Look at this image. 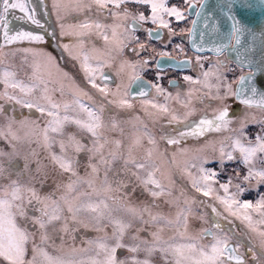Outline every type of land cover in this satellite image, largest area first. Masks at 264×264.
I'll return each instance as SVG.
<instances>
[{"label": "snow or ice", "instance_id": "1", "mask_svg": "<svg viewBox=\"0 0 264 264\" xmlns=\"http://www.w3.org/2000/svg\"><path fill=\"white\" fill-rule=\"evenodd\" d=\"M63 6L86 17L71 26L77 53L62 45L79 63L82 81L64 72L59 86L50 89L51 72L42 70L52 64L49 54L10 48L12 63L7 66L8 54L0 55V102L40 113L36 120H20L7 116L0 103V114L7 117L0 125V141L9 149L0 147V264H264V192L258 190L264 187V81L254 83L259 79L256 69L264 76V25L257 21L255 29L247 26L237 11L257 5L246 0H179L172 5L166 0H67ZM259 6L264 7V0ZM39 7L30 0H0V53L17 42L44 40L24 27L43 28ZM190 10L196 17L192 27L177 31L164 19L188 21ZM17 11L20 16L13 15ZM149 20L157 25L149 35L155 33L157 39L158 29H167L170 40L187 34L197 53L192 67L198 71L182 77L190 87L175 96L158 82L145 81L155 95L140 88L137 98L144 117L121 119L135 106L131 89L143 80L137 69L149 70L148 59L131 62L122 57L126 48L137 56L147 50L132 31ZM15 21L22 23L14 27ZM68 34L62 24L61 35ZM92 35L103 40V48L86 47L83 38ZM196 35L199 43L192 39ZM206 43L216 53L214 61L199 55ZM229 52L235 53L233 67ZM156 55L176 59L164 51ZM117 61L119 82L112 88L105 70ZM128 68L133 72L125 82ZM54 92L60 93L59 99ZM161 96L164 103L158 100ZM197 114L199 119H190ZM164 118L170 128L177 127L169 131L161 124L158 135L148 122L154 128ZM206 133L221 135L208 140ZM187 137H205V144L173 151L162 171L158 161L168 158V149L161 150V145H181ZM189 152L192 159L178 161V154ZM213 163L216 168L206 166ZM229 163L234 167L221 181ZM177 173L183 184L174 178ZM252 192L254 199H243ZM194 193L218 202L246 232L220 234L219 226L194 230L192 221L205 217L193 207L207 205L219 214ZM81 229L97 235L81 238L77 246Z\"/></svg>", "mask_w": 264, "mask_h": 264}, {"label": "rangeland", "instance_id": "2", "mask_svg": "<svg viewBox=\"0 0 264 264\" xmlns=\"http://www.w3.org/2000/svg\"><path fill=\"white\" fill-rule=\"evenodd\" d=\"M31 3L33 5H37L39 4L40 7L38 8V18H40V21L42 22L43 28H37L34 25H24V27L29 28L30 30H34V32L43 35L44 36V40L42 42H28V41H23V42H17L14 45H10L5 47V49L3 50L2 53H0V55L3 54H8V59L5 60V66H7L8 64L12 63V58H11V53L9 52L10 48H15V49H23V48H33V49H37L43 53H47L49 54L53 60H52V64L51 65H46L43 67V71L45 73H48L49 71L51 72V82L49 83V88L53 89L56 88V85H59V78H63V73L67 72L69 75L75 77V73H77V69H73L75 65V62L72 59V57L69 55V52L65 51L64 48L62 47V45H69L72 51V54L75 55L78 51V49L76 47H74L77 44V37L72 35V27L73 25H77L81 22H83L86 17L83 13L77 12L75 10L72 9H66L63 5L65 3H67V0H43V2L41 3V0H30ZM54 3H59L61 6L59 8L54 7ZM179 3V0H166V4L168 5H172V4H177ZM13 15L16 16H20V13H13ZM74 16V17H72ZM79 16V17H77ZM164 19L166 20H170L171 21V25L173 28H175L177 31H179L180 29H186L188 27V23L186 21H180L177 22L175 20L174 17H168V16H164ZM110 22V21H109ZM21 21H15L13 22L14 27H19L21 25ZM64 25L65 27V31H67L69 34L68 35H61V25ZM144 26H151V27H155V24H153L150 20L144 23ZM55 33V36H53L52 34ZM132 36L134 37H138L139 40L143 43H145L148 47L146 51H143L140 53L139 56L136 55L135 52H133L132 48H126L125 52L123 54L122 59H126L129 60L131 62H136L140 59H143L144 57H155L157 52H168L174 55H181L184 53V43L180 42L178 37H173L171 38V40L169 39V35H168V30L166 33V40L164 39L163 41H152L148 35L146 34V32L144 31V27L139 30V31H135L134 33H132ZM86 42V47H91L92 44H95L96 47L98 48H103L104 42L102 39L98 38L96 35H92L90 38L89 37H84L83 38ZM90 40V42H89ZM2 43V41H1ZM177 44L182 45V48H176L175 46ZM133 47H137L138 50V46L137 45H133ZM153 49L155 51H153ZM132 55H136L137 60L134 61L133 59H131ZM29 59L31 60V57H29ZM20 62V57L17 56L15 58V63L18 65ZM43 63V62H42ZM119 66V61H117V64L115 67L111 68V70L115 73L117 67ZM57 68L60 69V71L57 70ZM137 71H139V74L143 75V76H153V69H152V65L151 63H149V70L147 71H140L139 69H137ZM81 72V71H80ZM133 72V70L131 68L126 69V73L124 75V81L127 82L128 79V75L131 74ZM239 73V71H238ZM21 75H23V73H21ZM156 76V75H155ZM45 78L47 79V75L45 76ZM76 78V77H75ZM119 82V80H117V83ZM110 87L115 88V85H110ZM67 91V89H66ZM92 92L94 93L95 90H92ZM177 93V92H176ZM176 93H171L173 96H175ZM53 95L56 97V99L60 98V94L59 92H54ZM134 102V108L132 110H129L128 112H124L121 114V119H131L133 116H140L141 118L144 117V113L142 111L141 108V104H140V100H133ZM174 102V101H173ZM171 102V103H173ZM0 103H4L5 108L7 109V116H14L17 119H25L28 118L30 120H36L40 117V113L38 115L34 114V113H29L27 112V108H21L19 105H16L15 107H13L11 104H7L6 102H0ZM175 103V102H174ZM173 106L179 108V105L173 104ZM21 111L24 112V114L21 113ZM180 112H183V109H180ZM30 115H29V114ZM111 115V113H109ZM6 119L7 117L5 115L0 114V125H3L6 123ZM190 119L192 120H197L199 119V114H197L196 116L190 117ZM149 128H152L154 132H156L158 135L161 133V127L160 125L163 124L165 128H167L169 131H171V128H175L177 127V125H172L171 128L168 126L167 124V119L164 118L162 119L159 123H157L155 125V127L153 128L152 123L149 121ZM41 126L42 122H41ZM72 131H75V129H71ZM252 131L254 130L251 129ZM213 133H208L207 136H205L208 140H215V136H212ZM221 134H219L220 137ZM205 137L203 138V142L202 144L197 145H192V146H187V149H196L201 147L202 145L205 144ZM85 139H87V137H85ZM189 137H187L185 140H183L184 142H189ZM182 141V142H183ZM0 147H3L6 151L9 150L8 149V145L5 141H0ZM164 148L168 149V158L167 159H162L160 161H158V163L161 166L162 171H166L168 168V160L171 158V153L173 151H176L178 148L177 146H172V145H165L162 144L161 145V150H163ZM210 151V148H209ZM193 158V153L189 152L185 155H179L177 156L178 161H180L181 163H183L184 161L188 160V159H192ZM207 166V165H206ZM207 167H211V168H215L213 165L212 166H207ZM176 179V181L178 182V184H183L184 181H182L180 179L179 174L177 173L174 177ZM262 191H264V187H262ZM48 189H45V191H47ZM255 193V192H252ZM251 193V194H252ZM250 196H256V195H251ZM137 195H139V193H137ZM199 196V194H195ZM244 199L248 200L250 198H246L245 196L243 197ZM254 199V198H251ZM199 200H208L209 203L213 204L217 209H218V213H213L212 212V208L208 207L207 205H198L193 207V212L200 214L202 216L205 217V220H193L192 221V227L194 230H200L201 228H207L210 226H218L217 224H215L214 220H218L221 224V226H219V230H220V234H223L224 231H228L231 232L233 236H238V234L240 233H245L246 229L244 224L241 223V221L239 219H236L235 217H231L228 216V213L224 211V208L222 205H220L218 202L216 201H212L209 200V198H205L202 196H199ZM227 217V218H225ZM108 231L110 232L111 229L109 228ZM97 233L91 229L85 230V229H81L80 232L77 234V241H76V245L79 246L80 245V240L81 238L84 237H94L96 236ZM240 241L241 243L247 245L248 241L246 239V237L244 236H240ZM206 239H210V237H206ZM56 243L59 244L60 241L57 239ZM69 244H71V241L69 240ZM256 252L258 253V250L255 248ZM49 251H51V249H49ZM55 254V253H54ZM121 257H123L124 253L121 250L120 252ZM71 258V257H69Z\"/></svg>", "mask_w": 264, "mask_h": 264}, {"label": "flooded vegetation", "instance_id": "3", "mask_svg": "<svg viewBox=\"0 0 264 264\" xmlns=\"http://www.w3.org/2000/svg\"><path fill=\"white\" fill-rule=\"evenodd\" d=\"M192 12H188V16H189V20L186 21L188 23V27H191V19H193V14H191ZM74 17V16H72ZM79 17V16H77ZM172 18V17H171ZM145 24L143 23L142 27H137V28H134L132 33H134L135 31H139L141 30L143 27H144V31L146 32V34L148 35V37L152 40V41H163L164 39L166 40V33H167V29H158L159 31V39L155 38V33H152L151 35L153 36L151 38V35H149V31L150 29H154V28H157V25H155V27H151V26H144ZM42 29V28H40ZM179 41L184 43V53L181 54V55H174V54H170V56H174L176 57L177 60H190L191 62L188 63L187 65H178L177 64V67H164V68H158L157 66V59L160 57L158 55H156L155 57H144L143 59H148L149 60V63H151L152 65V69L154 71L153 73V76H143L141 75L145 81L147 82H152V83H156L158 82L160 84V86L162 88H164L166 90V92H169V93H176L177 91H186L190 85H188L183 79L182 77L184 75H192V76H196L197 74V71L198 69H194L192 67V64L194 63L195 61V55L197 54L196 52H194L190 46H189V40H188V36L187 34H185V36L183 38H181L180 36L178 37ZM199 55H202L204 57H208V58H211L213 61L216 59V54H210V53H199ZM131 59H133L134 61L137 60V57L136 55H132L131 56ZM136 59V60H135ZM231 59V58H230ZM234 61V60H233ZM75 65L73 67V69H77V73H75V79L77 81H82V77H83V74L82 72H80V65L78 62H75ZM235 66V61H234V64L231 65L230 67H233ZM205 67L207 68L208 67V64H207V61H205ZM162 70L161 72V79L159 81H156V74H157V71H160ZM248 69L244 68V71H247ZM107 72V74H109V76L111 77V79L108 81L109 85H115V83H117V80L118 78L115 76V73L111 70V69H106L105 70ZM239 71V73H238ZM240 68H237V72L236 74L239 75L240 74ZM63 79V78H62ZM61 78H59V80L61 81L62 80ZM169 81H173L174 83H169ZM59 85L57 84L56 85V88L58 87ZM149 92H151L153 95H155V89H152L149 87ZM60 94V93H59ZM151 98V97H149ZM133 100H140V98H137V97H132ZM159 102L160 103H164V99H163V96L159 97L158 98ZM172 104H175L174 102ZM175 107V106H174ZM27 112L29 113H34L36 115L39 114V112H36L34 109L33 110H29L27 109ZM22 114H24L23 111H21ZM28 113V114H29ZM30 115V114H29ZM255 130V129H254ZM253 130V131H254ZM208 133L205 134V136H207ZM213 137L215 136L216 139L219 138V134L217 133H213L212 135ZM203 138L204 137H189V142H181V145H177V147H183V148H186L187 146H192V145H199V144H202L203 142ZM190 160V159H188ZM210 166H214L215 168L217 167V165L215 163L213 164H209ZM207 165V166H209ZM234 167V165H232L231 163H229L227 165V168H226V172L224 175H222L220 177L221 181H223L225 179V176L227 175L228 172L231 171V168ZM262 187L259 188L258 190L260 192H264L262 191ZM251 193L249 194H246L245 197L246 198H255L254 196H250ZM251 195H256V193H252ZM250 198V199H251ZM244 199V198H243ZM215 224H217L218 226H221L220 222L218 220H214ZM258 250V253H259V248L257 247L256 248Z\"/></svg>", "mask_w": 264, "mask_h": 264}, {"label": "water", "instance_id": "4", "mask_svg": "<svg viewBox=\"0 0 264 264\" xmlns=\"http://www.w3.org/2000/svg\"><path fill=\"white\" fill-rule=\"evenodd\" d=\"M246 2L250 3L252 5H257L255 7L249 8V9H243V8H238L237 9V11L240 13V16L243 18V20L247 22V26L255 29L257 27V24H256L257 21L259 22L260 25H264V7L259 6V5H261L262 0H246ZM190 12H192L191 14H193V19L196 18L195 17V12L191 11V10H190ZM16 13H19V12L17 11ZM41 24H42V22H41ZM191 27H192V24H191ZM196 27L197 28L202 27V22H201L200 25H197ZM220 32L224 33L225 32V28L222 27L220 29ZM245 35H247V33ZM152 37L153 36L151 35V38ZM192 39H195L197 41V43H199L198 35L193 36ZM249 39H250V37H249ZM188 40H189V38H188ZM218 42H223V41H218ZM244 43H246L245 36H242L241 37V44H244ZM189 46L191 48L190 41H189ZM237 47H240V45H238ZM210 48H211V43H206L205 44V50L203 52H201V53L216 54V53L210 51L209 50ZM192 50L195 52V49H192ZM229 58L234 60L235 53L229 52ZM177 61H180V60H177V59L172 60V59H169L167 57H159L157 59V63L156 64H157V66H159V68L177 67V64H178ZM244 68L248 69L247 66H245ZM256 77H258L259 79L254 78V83H258L259 84L261 81H264V76H261V70L260 69H256ZM141 87H143V88H145L146 90L149 91V85L145 83L144 78L141 81H137L136 84H134L132 86V89H131L132 97H137V94H138V92H139Z\"/></svg>", "mask_w": 264, "mask_h": 264}, {"label": "bare ground", "instance_id": "5", "mask_svg": "<svg viewBox=\"0 0 264 264\" xmlns=\"http://www.w3.org/2000/svg\"><path fill=\"white\" fill-rule=\"evenodd\" d=\"M33 5V4H32ZM0 43H1V41H0Z\"/></svg>", "mask_w": 264, "mask_h": 264}]
</instances>
